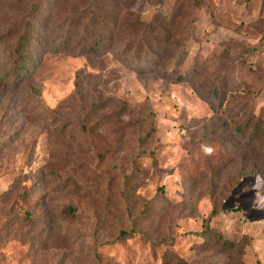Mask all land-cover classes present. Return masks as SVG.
I'll return each instance as SVG.
<instances>
[{
    "label": "rangeland",
    "instance_id": "1",
    "mask_svg": "<svg viewBox=\"0 0 264 264\" xmlns=\"http://www.w3.org/2000/svg\"><path fill=\"white\" fill-rule=\"evenodd\" d=\"M202 1L160 60L127 27L182 0L121 15L116 0H0V264H264V175L243 172L264 150L236 153L232 137L264 117V0ZM28 20L31 64L14 80Z\"/></svg>",
    "mask_w": 264,
    "mask_h": 264
},
{
    "label": "trees",
    "instance_id": "2",
    "mask_svg": "<svg viewBox=\"0 0 264 264\" xmlns=\"http://www.w3.org/2000/svg\"><path fill=\"white\" fill-rule=\"evenodd\" d=\"M118 2V15H121V13H129L132 12L134 8L141 6L144 4V2H147L148 0H116ZM189 2L190 0H182L181 4L176 8L174 12H165L160 8L156 13L153 14L152 18L146 22H140L139 24H136L135 21L129 22V26L127 27V30H133L135 26H138L140 28L141 36L145 37V42L139 41V44L141 45V49L139 50L138 54H150L152 53L154 56L158 57L160 60L169 58L167 55H165V52L168 51L169 44L171 42V39H173L175 43V46L177 45L179 38L184 37L187 33H192L188 31V28H192L191 22L187 18L188 15L185 13V8L187 7L186 2ZM151 2V1H150ZM32 8L35 10V12H38L39 6H41V2L33 1L32 2ZM194 6L195 9H199L205 5V3L202 0H194ZM34 12V11H33ZM38 14V13H36ZM35 14V15H36ZM40 14V13H39ZM38 14V15H39ZM140 18V17H139ZM107 17L105 15H100L95 12L92 13L90 16V22L92 26L101 25L103 26L106 23ZM32 24L28 20L26 22V28L19 36V39L11 44L10 48V54L13 58V65L10 69L11 77L15 80L18 78L24 77L30 68L31 64V54L28 51L29 47L33 41L37 37V35L33 32L31 28ZM193 29V28H192ZM149 36L154 37V41H147ZM87 39V37H86ZM178 39V40H177ZM190 37L186 38L185 41L181 42V46L184 48H188ZM98 43L96 42L92 44H87V47L83 45V50L85 52H96ZM87 48V49H86ZM183 48V49H184ZM155 49V51H153ZM188 54L187 49H184L183 53L181 55L177 56L176 64L180 65L184 63V57ZM173 74H176L173 72ZM9 75V74H8ZM177 75V74H176ZM195 75V74H194ZM193 75V76H194ZM191 74H189V77L192 79ZM3 82L6 81V78L1 76L0 77ZM185 77L183 74H178L176 77L177 81L185 80ZM189 78V79H190ZM214 94L217 96H220V94L217 91H214ZM224 96V95H223ZM221 98L219 107L217 108L220 110L227 109L224 108L226 97ZM222 110V114H223ZM243 110V109H242ZM238 114V113H237ZM221 116V115H220ZM224 127L229 129L230 125L228 124V120H225ZM236 138V153L243 152L244 150H247L250 146L259 145L261 149L264 150V117H262L261 114L256 115L254 110H251L246 115V119L244 122L239 123L235 127V133L234 136ZM234 140H232L233 142ZM251 155L249 152L244 153V157L247 161L250 160ZM256 155V154H255ZM257 156V155H256ZM249 168V167H248ZM252 169L249 171H246L243 169V172H245L244 176H256L259 174L264 175V162L262 165H259L257 162H253V165L251 167ZM210 234L212 237L211 240L214 242L216 241L219 247L230 250L234 247L233 241L225 238L222 234L214 232L213 229L208 228L206 235ZM210 240V239H206ZM168 257L172 260H174V253H168ZM177 264H183L182 260H177Z\"/></svg>",
    "mask_w": 264,
    "mask_h": 264
}]
</instances>
